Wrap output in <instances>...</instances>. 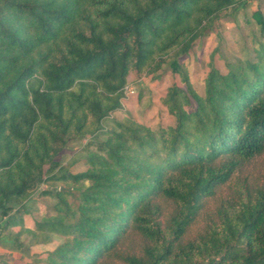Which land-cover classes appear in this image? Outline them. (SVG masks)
I'll use <instances>...</instances> for the list:
<instances>
[{"label": "trees", "instance_id": "obj_1", "mask_svg": "<svg viewBox=\"0 0 264 264\" xmlns=\"http://www.w3.org/2000/svg\"><path fill=\"white\" fill-rule=\"evenodd\" d=\"M246 1L0 0L1 214L41 185L69 184L40 192L55 215L35 231L60 239L46 264H264V184L185 240L203 199L264 154V43L237 71L211 66L202 94L177 61ZM166 58L184 85L161 99L173 124L108 118L130 79ZM86 135L85 170L58 175L56 156ZM163 201L174 205L168 217ZM132 233L144 240L139 256L119 252Z\"/></svg>", "mask_w": 264, "mask_h": 264}, {"label": "rangeland", "instance_id": "obj_2", "mask_svg": "<svg viewBox=\"0 0 264 264\" xmlns=\"http://www.w3.org/2000/svg\"><path fill=\"white\" fill-rule=\"evenodd\" d=\"M255 11L264 18V0H247L243 7L237 10L230 8L221 13L220 17L212 22L208 34L194 40L190 50L177 58L185 69L192 90L198 94L203 93V81L211 66L221 72L237 71L245 66L246 61L254 60L258 44L264 43L259 24L253 17ZM166 60L154 73L139 79H130L128 86L132 92L124 94L121 109L111 113L108 118L121 120L130 117L134 122L150 128L173 124V118L167 113L161 99L167 87L176 84L183 88L184 85L178 73L170 69V58ZM90 136L86 135L80 142H69L59 152L55 158L58 175L62 172L75 174L85 170L81 158L93 149L91 146L85 147L93 140ZM105 137L106 132H98L95 139L104 140ZM263 184L264 154L242 165L227 182L215 189L212 196L203 199L201 208L187 229L185 240L202 234L218 222L221 212L229 211L248 191L251 192ZM68 187L69 184L65 181L55 180L35 189L22 202V206H15L8 216L2 215L0 209V252L3 250V253L12 256V264H46V254L59 244L60 239L50 234L43 238L35 231L37 222L55 215V199L42 196L40 192L46 189L66 190ZM161 206L165 217H168L174 208L168 201L161 202ZM8 218L9 224L6 227ZM143 246V238L132 233L124 240L119 252L123 255L139 256ZM109 264L125 263L115 258Z\"/></svg>", "mask_w": 264, "mask_h": 264}, {"label": "crops", "instance_id": "obj_3", "mask_svg": "<svg viewBox=\"0 0 264 264\" xmlns=\"http://www.w3.org/2000/svg\"><path fill=\"white\" fill-rule=\"evenodd\" d=\"M16 245V243H15ZM3 250H1L0 252V264H12L10 259H12V256L7 255L5 253L2 252Z\"/></svg>", "mask_w": 264, "mask_h": 264}, {"label": "built area", "instance_id": "obj_4", "mask_svg": "<svg viewBox=\"0 0 264 264\" xmlns=\"http://www.w3.org/2000/svg\"><path fill=\"white\" fill-rule=\"evenodd\" d=\"M126 92H132V90H130V88H129V86L127 85V86H125L124 87V90H123V93L125 94Z\"/></svg>", "mask_w": 264, "mask_h": 264}]
</instances>
